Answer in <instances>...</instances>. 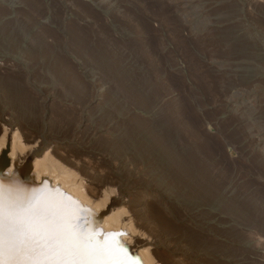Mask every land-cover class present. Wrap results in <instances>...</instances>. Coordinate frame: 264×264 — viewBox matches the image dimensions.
<instances>
[{"label": "rangeland", "instance_id": "1", "mask_svg": "<svg viewBox=\"0 0 264 264\" xmlns=\"http://www.w3.org/2000/svg\"><path fill=\"white\" fill-rule=\"evenodd\" d=\"M107 112L122 129L145 121L146 163L121 173L125 155L98 141L108 134L73 139ZM7 121L111 158L101 169L120 172L129 191L148 188L149 208L176 230L166 241L152 235L163 236L159 223L145 226L160 251L187 264H264V237L248 231L264 230V0H0V128ZM188 147L213 166L217 196L182 186L154 159Z\"/></svg>", "mask_w": 264, "mask_h": 264}, {"label": "bare ground", "instance_id": "2", "mask_svg": "<svg viewBox=\"0 0 264 264\" xmlns=\"http://www.w3.org/2000/svg\"><path fill=\"white\" fill-rule=\"evenodd\" d=\"M69 84L68 89L80 90L78 83ZM96 87L92 84L91 91ZM11 88L15 98L25 99L24 89ZM123 120L121 115L107 112L91 119L89 128H83L86 123H79L72 130V137L78 140L79 133L86 138L108 134L109 139H100L105 137L101 136L98 141L102 140L115 154L125 155L123 160L118 158L122 173L124 168L143 160V153L146 156L152 149L142 147L146 139L140 134L147 131L145 121L139 120L135 126L122 129ZM25 131L8 121L7 126L0 128V154L7 150L10 161L0 176V244L5 261L11 260L12 264H187L184 254L170 252L165 247L160 251L157 240L150 239L151 234L144 230L147 225L154 228L161 225L165 231L163 236L152 235L166 241L169 240L167 233L175 230V225L158 210L149 208L147 198L151 191L148 188L129 191L123 186L125 181L120 172L101 169L111 158H100L94 151H73L60 143L58 137L39 142ZM136 132L139 135L133 144L128 136ZM163 149H159L154 159L162 160L165 172L174 174L182 186L203 188L208 198L219 194L220 183L217 182L216 188L207 185L213 166L201 157L203 154L189 147L182 154ZM23 163L30 165L34 182L22 180L24 168L20 165ZM257 227L252 225L248 231L264 237V230ZM198 239L195 236V241L193 238L191 241L196 245ZM9 248L14 250L11 257Z\"/></svg>", "mask_w": 264, "mask_h": 264}, {"label": "water", "instance_id": "3", "mask_svg": "<svg viewBox=\"0 0 264 264\" xmlns=\"http://www.w3.org/2000/svg\"><path fill=\"white\" fill-rule=\"evenodd\" d=\"M10 164V161L7 157V150H3L2 153L0 154V176L3 175V170L8 167ZM23 166V171H22V180L27 181V182H34L33 181V175L29 173L30 171V165L28 163H23L20 165V167ZM44 179H42L43 181Z\"/></svg>", "mask_w": 264, "mask_h": 264}, {"label": "snow or ice", "instance_id": "4", "mask_svg": "<svg viewBox=\"0 0 264 264\" xmlns=\"http://www.w3.org/2000/svg\"><path fill=\"white\" fill-rule=\"evenodd\" d=\"M13 251L14 250L12 248H9V256L10 257L12 256ZM0 264H12L11 260H8V261L4 260V249H3L2 244H0Z\"/></svg>", "mask_w": 264, "mask_h": 264}]
</instances>
